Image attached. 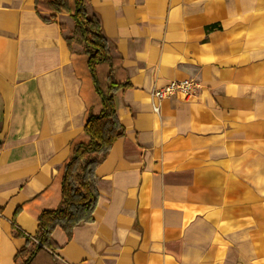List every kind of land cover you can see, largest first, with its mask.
Instances as JSON below:
<instances>
[{
  "label": "crops",
  "instance_id": "0c3cea01",
  "mask_svg": "<svg viewBox=\"0 0 264 264\" xmlns=\"http://www.w3.org/2000/svg\"><path fill=\"white\" fill-rule=\"evenodd\" d=\"M130 88L96 169L93 222L31 264H264V0H86ZM44 17L48 13L41 9ZM206 29V27H210ZM63 13L0 0V264L60 205L70 145L100 98ZM192 79L152 111L150 93Z\"/></svg>",
  "mask_w": 264,
  "mask_h": 264
},
{
  "label": "trees",
  "instance_id": "16d2710c",
  "mask_svg": "<svg viewBox=\"0 0 264 264\" xmlns=\"http://www.w3.org/2000/svg\"><path fill=\"white\" fill-rule=\"evenodd\" d=\"M86 0H34V9L44 23H56L57 16L67 14L73 21L72 35L66 38L82 46L87 57L93 88L100 98L98 114L89 112L84 123L83 136L70 145V156L64 163L60 183V205L37 216V231L31 238L12 228L15 235L26 240L16 253L14 261L31 264L41 252L50 253L59 245L52 239L56 229L64 233L66 242L77 226L93 222V213L99 200L96 169L104 162L113 145L125 136L116 110L115 94L130 88L121 60L111 55V46L105 38L101 23L86 10ZM43 9L47 17L40 14ZM210 27H206L209 29Z\"/></svg>",
  "mask_w": 264,
  "mask_h": 264
},
{
  "label": "built area",
  "instance_id": "2783aa9c",
  "mask_svg": "<svg viewBox=\"0 0 264 264\" xmlns=\"http://www.w3.org/2000/svg\"><path fill=\"white\" fill-rule=\"evenodd\" d=\"M198 87V84L192 79L169 81L163 87L151 91L150 99L152 111L156 114H159L161 102L171 99L176 95H182L185 98L193 97Z\"/></svg>",
  "mask_w": 264,
  "mask_h": 264
}]
</instances>
